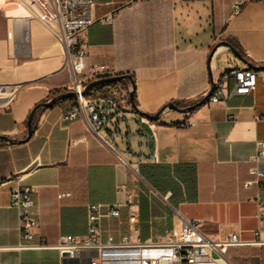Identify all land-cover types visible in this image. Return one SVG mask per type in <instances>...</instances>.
I'll use <instances>...</instances> for the list:
<instances>
[{
	"label": "crops",
	"instance_id": "obj_1",
	"mask_svg": "<svg viewBox=\"0 0 264 264\" xmlns=\"http://www.w3.org/2000/svg\"><path fill=\"white\" fill-rule=\"evenodd\" d=\"M94 1L93 17L112 14L114 20L80 34L87 62L105 66L104 75H132L136 107L130 102L117 126L94 132L84 118L62 121L75 103L65 99L38 108L33 135L20 142L33 108L68 92L71 74L65 46L37 7L0 0V85H20L13 101H0V136L14 140H0V183L20 175L34 189L35 242L42 237L49 246L20 247L13 182L0 185V264H89L88 255L63 258L53 246L64 235H87L91 203L121 211L102 220L105 239L157 240L178 232L183 219L200 220L213 239L238 234L246 242L229 249L233 264H264V245L251 243L264 179L261 187L244 186L253 178L256 142L264 140V0ZM246 66L258 73L253 95L227 99L225 93L219 103L209 101L225 71ZM125 86L132 87L129 79L118 85ZM171 102L179 110H162ZM161 110L157 120L148 117ZM260 166L264 170V161ZM129 200L138 207L135 224Z\"/></svg>",
	"mask_w": 264,
	"mask_h": 264
},
{
	"label": "built area",
	"instance_id": "obj_2",
	"mask_svg": "<svg viewBox=\"0 0 264 264\" xmlns=\"http://www.w3.org/2000/svg\"><path fill=\"white\" fill-rule=\"evenodd\" d=\"M242 2L234 4L239 10ZM32 6L37 7L40 18L54 31L57 41L64 45L67 52L66 67L71 74L69 91L75 92L74 105L63 112L61 119L71 122L84 118L90 129L97 132L100 128L116 126L118 116H125V111L131 102V86L118 87L99 99L92 90L85 93L86 86L93 80L103 77L106 67L87 62L88 46L80 39L95 22L111 23L114 15L93 17L94 0H30ZM233 82L232 88L228 84ZM258 86V73L251 67H234L225 71L218 81L213 83V91L209 101L219 103L220 96L231 99L234 96L253 95ZM20 85H0V101L10 103L17 95ZM153 129V124L147 120ZM155 133V132H154ZM264 161V140L256 142V152L251 157L250 174L252 179L244 186L261 187L264 179V170L260 164ZM10 189V205L15 207L19 215V229L22 248L49 247L46 240L38 237L36 229V203L34 189L23 184V177L18 175L13 180L2 182L0 185L12 183ZM130 207L129 221L132 224L138 221V207L128 201ZM260 226L254 231V245H264V203H259ZM119 207L104 204H88V233L84 237L64 235L53 246L61 257L82 261L89 257V264H233L228 257L231 247L246 244L238 234H231L225 239H213L202 229V221L183 219L178 232L168 233L157 240H132L124 236L116 242L113 237H103L101 222L106 217H119ZM214 254L217 257H214Z\"/></svg>",
	"mask_w": 264,
	"mask_h": 264
},
{
	"label": "water",
	"instance_id": "obj_3",
	"mask_svg": "<svg viewBox=\"0 0 264 264\" xmlns=\"http://www.w3.org/2000/svg\"><path fill=\"white\" fill-rule=\"evenodd\" d=\"M225 46H229L232 50V52L240 59L243 60L241 53L239 52V50L234 47L230 42L228 41H224L222 43ZM252 68V67H251ZM125 79H129L131 84H132V90L130 92V98H131V103L133 104L134 107H136L135 101H134V96H135V91H136V84H135V80L133 78L132 75L130 74H125V75H114V76H108V77H101L98 78L96 80L91 81L85 89V93H89L94 87L102 85V84H106V83H112V82H117L120 80H125ZM75 96V92L74 91H68V92H64V93H60L56 96H54L51 100H49L48 102H44V103H40L38 104L36 107L33 108V110L31 111L28 120H27V126H28V136L26 139L21 140L20 142L23 141H27L32 135H33V120H34V116L38 110V108L43 107V108H50L52 107L55 103L65 100V99H69V98H73ZM209 96V95H208ZM202 103H204V101H202ZM201 103V104H202ZM197 105H193L191 107L182 109V111L186 112L188 110H192L196 107ZM165 108H170V109H175V110H179L178 105H176L175 103L171 102L168 103L162 110H164ZM161 111H159L158 113H156L155 115H148V117L152 120H157L161 114ZM117 126V125H116ZM117 133L119 134H123L122 129H118ZM0 140H4V141H11L14 142V140L10 139L7 136H0ZM214 257H217V255L214 254ZM220 264H226L224 261H220Z\"/></svg>",
	"mask_w": 264,
	"mask_h": 264
},
{
	"label": "trees",
	"instance_id": "obj_4",
	"mask_svg": "<svg viewBox=\"0 0 264 264\" xmlns=\"http://www.w3.org/2000/svg\"><path fill=\"white\" fill-rule=\"evenodd\" d=\"M103 77H108V75H103ZM122 82L123 81L102 84V85H99V86L94 87L92 89V91L99 92V93L100 92L101 93H108V92H111L112 90L118 88V85L121 84Z\"/></svg>",
	"mask_w": 264,
	"mask_h": 264
},
{
	"label": "rangeland",
	"instance_id": "obj_5",
	"mask_svg": "<svg viewBox=\"0 0 264 264\" xmlns=\"http://www.w3.org/2000/svg\"><path fill=\"white\" fill-rule=\"evenodd\" d=\"M120 81H123V80H120ZM120 81H117V82H120ZM119 117L122 118L123 116H118V118H119Z\"/></svg>",
	"mask_w": 264,
	"mask_h": 264
}]
</instances>
